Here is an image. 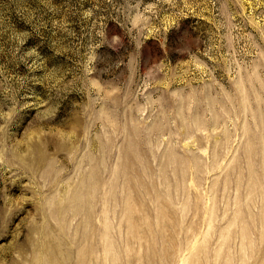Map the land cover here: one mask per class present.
<instances>
[{
  "label": "rangeland",
  "instance_id": "rangeland-1",
  "mask_svg": "<svg viewBox=\"0 0 264 264\" xmlns=\"http://www.w3.org/2000/svg\"><path fill=\"white\" fill-rule=\"evenodd\" d=\"M0 264H264V0H0Z\"/></svg>",
  "mask_w": 264,
  "mask_h": 264
}]
</instances>
